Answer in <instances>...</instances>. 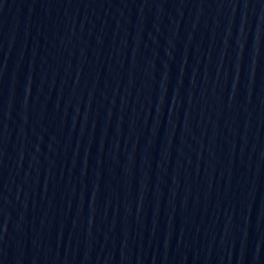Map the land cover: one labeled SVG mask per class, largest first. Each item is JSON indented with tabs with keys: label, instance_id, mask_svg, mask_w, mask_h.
Returning a JSON list of instances; mask_svg holds the SVG:
<instances>
[{
	"label": "water",
	"instance_id": "water-1",
	"mask_svg": "<svg viewBox=\"0 0 264 264\" xmlns=\"http://www.w3.org/2000/svg\"><path fill=\"white\" fill-rule=\"evenodd\" d=\"M0 264H264V0H0Z\"/></svg>",
	"mask_w": 264,
	"mask_h": 264
}]
</instances>
